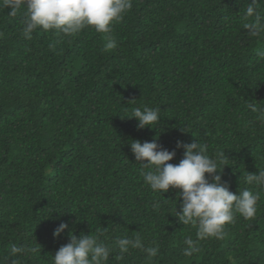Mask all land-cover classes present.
Segmentation results:
<instances>
[{
    "label": "trees",
    "instance_id": "obj_1",
    "mask_svg": "<svg viewBox=\"0 0 264 264\" xmlns=\"http://www.w3.org/2000/svg\"><path fill=\"white\" fill-rule=\"evenodd\" d=\"M251 2L133 0L110 51L90 28L25 40L23 9L16 17L0 9V264L12 244L40 247L22 264H52L69 230L79 237L99 227L109 242L139 234L160 245L152 261L133 250L117 262L114 251L108 264H264V194L253 219L237 213L225 239L184 257L183 240L196 230L177 222L179 190L153 193L129 148L158 137L178 164L177 141L206 143L209 155L231 161L222 182L234 194L247 187L246 173L264 168V124L247 107H264V34L242 27ZM257 8L264 15V0ZM144 106L160 109L156 129L125 118ZM60 223L69 229L54 238Z\"/></svg>",
    "mask_w": 264,
    "mask_h": 264
},
{
    "label": "clouds",
    "instance_id": "obj_2",
    "mask_svg": "<svg viewBox=\"0 0 264 264\" xmlns=\"http://www.w3.org/2000/svg\"><path fill=\"white\" fill-rule=\"evenodd\" d=\"M260 2L252 0L244 12L242 27L249 37L264 34V15L257 8ZM132 6L133 0H0V9H7L10 17H16L23 9L22 33L25 40L30 41L37 30L71 39L90 28L96 33L104 34V51L117 48V40L112 35L113 26L124 18ZM0 37H3V33H0ZM258 55L264 57V51L258 52ZM247 107L255 114V121L264 124V107L251 102ZM125 118L135 119L138 130L156 129L155 125L161 120L160 109L135 107ZM157 140L158 137L143 143L132 140L129 148L141 165L140 174L144 184L153 193L161 196V193L168 192L170 188L179 190L182 203L180 211L175 210L177 222L196 230L195 239L187 236L183 240L181 252L184 257L199 254L202 241L225 239L226 226L235 222L237 213L245 220L256 216L258 201L264 194V168L259 169L256 174L246 173L243 182L247 187L234 194L222 182V171L231 162L225 152L217 151L214 155H209L206 143L196 139L189 144L177 141L176 148L183 149V158L178 164H172L169 162L174 159L175 150L163 148ZM152 207L158 209L160 203L153 201ZM68 229L67 223H60L54 229L53 237H60ZM107 231V228L99 227L94 234H81L77 237L69 230V242L51 256L52 264H108L114 251L118 253L114 257L117 262L124 261L126 255L133 250L145 253L149 261L160 254V245L155 240L151 246H147L137 234L118 236L109 242ZM40 251L38 245L32 247L12 244L6 260L8 264H22L20 257L36 253L40 255Z\"/></svg>",
    "mask_w": 264,
    "mask_h": 264
}]
</instances>
